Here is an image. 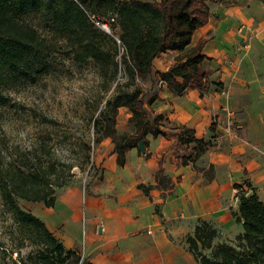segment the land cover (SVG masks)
Listing matches in <instances>:
<instances>
[{"label": "crops", "instance_id": "obj_1", "mask_svg": "<svg viewBox=\"0 0 264 264\" xmlns=\"http://www.w3.org/2000/svg\"><path fill=\"white\" fill-rule=\"evenodd\" d=\"M209 6L208 23L187 48L206 41L208 89L176 95L158 76V96L144 102V109L150 121L161 116L170 122L172 132L161 126L157 137L148 134L144 151L129 150L124 166L118 165L114 145L104 142L109 154L98 156L96 181L66 192L48 208L47 228L83 264H199L186 239L200 222L224 238L243 232L233 216L241 192L236 186H251L264 202V1L210 0ZM180 54L169 51L158 60ZM184 128L213 144L187 165L178 157L193 149L178 143ZM71 217L81 227H72Z\"/></svg>", "mask_w": 264, "mask_h": 264}, {"label": "rangeland", "instance_id": "obj_2", "mask_svg": "<svg viewBox=\"0 0 264 264\" xmlns=\"http://www.w3.org/2000/svg\"><path fill=\"white\" fill-rule=\"evenodd\" d=\"M73 4L86 13V18L76 20L78 29L75 33L61 23L64 14L75 23ZM8 12L18 22L32 26L42 42L40 47L24 52L12 63L0 58V151L3 166L10 162L21 165L24 156L44 166L54 164L59 182L67 181L55 194V200L63 199L66 192L83 191L96 181L102 166L98 163V156L107 157V143L114 145L111 138H101L98 142L102 133L96 132L95 122L101 121L102 126L109 121L102 115L106 103L119 86L129 81L124 63L125 49L119 41L117 28L113 35L97 22L116 23L117 15L108 13L102 20L99 15L86 12L77 0H9ZM81 40L99 47L105 57L100 60L86 58ZM190 51L186 49L179 56ZM177 57L171 55L167 61L159 62L161 55L158 56L153 63V75L145 80L137 79L129 89L140 86L143 102H153L158 96V70L166 69L170 63L173 66ZM128 112L126 108L118 109L115 129L120 135L131 136L135 132L127 117ZM159 124L167 132H172L170 122L161 120ZM16 205L44 223L51 214L43 203L17 199ZM69 224L74 228L81 227L75 217L69 219ZM30 235L28 228L21 227L17 221L0 189V261L1 250L8 248L14 251L12 259L19 264H40L41 247ZM221 245L232 247L236 252L243 251L238 236L224 238L219 235L213 240L212 249L202 251L214 260L213 253ZM6 260L9 262V257ZM68 264L75 262L71 260ZM78 264H83L82 258Z\"/></svg>", "mask_w": 264, "mask_h": 264}, {"label": "trees", "instance_id": "obj_3", "mask_svg": "<svg viewBox=\"0 0 264 264\" xmlns=\"http://www.w3.org/2000/svg\"><path fill=\"white\" fill-rule=\"evenodd\" d=\"M77 1L86 12L99 15L102 20L108 13L117 15L116 23L108 22L107 27L113 35L115 28L119 31V41L125 49L124 63L129 81L124 86H119L114 96L107 101L102 115L109 121L102 126L101 121H96L95 126L96 132L102 133L98 142L101 138H111L118 165L124 166L129 150L139 148L140 142L145 144L144 139L148 134L157 137L162 133L159 122L163 120L159 116L150 121L144 109L143 89L138 85L133 89L129 88L135 85L137 79L145 80L153 75L154 60L161 54L169 51L185 53L195 31L208 23L210 0ZM8 4L9 0H0V58L12 63L24 52L40 47L42 41L32 26L18 22L9 14ZM73 5L76 10L75 23L66 14L61 18V23L68 31L75 33L78 29L76 20L78 17L86 18V13L78 9L76 4ZM98 22L104 23L101 20ZM80 42L87 53L86 58L100 60L105 57L104 51L93 43L84 40ZM205 43L202 40L189 54L178 56L168 71L158 72L159 81L165 83L174 94H183L188 89H198L203 93L208 89L209 73L203 67L207 58L202 54ZM117 71L116 64L115 72ZM119 108H126L132 114L129 121L134 125L135 132L131 136L120 135L115 129ZM178 143L182 146L193 145L189 154L178 156L182 165L196 163L213 146L209 141L197 139L195 132L187 128L178 134ZM23 161L21 165L10 162L4 167L0 151V189L4 201L14 210L21 227H27L29 234H32L30 236L40 245V264H68L71 260L78 264L81 258L75 251L67 250L43 221L21 211L16 205V200L22 199L43 203L47 208H52L56 202L57 189L62 188L67 181L59 182L55 176L54 164L44 166L26 156ZM158 181L160 185L166 186L167 181L162 171L158 172ZM247 187L248 189H243L236 186L241 192L239 210L233 213L236 222L242 225L243 232L238 236V242L243 251L236 252L232 247L221 245L214 251V260H211L202 250L212 249L218 232L208 222H200L193 235L186 239L190 253L199 264H264V202L251 186ZM140 189L148 195V188L141 186ZM13 253L8 248L2 249L0 264H19L12 259Z\"/></svg>", "mask_w": 264, "mask_h": 264}, {"label": "built area", "instance_id": "obj_4", "mask_svg": "<svg viewBox=\"0 0 264 264\" xmlns=\"http://www.w3.org/2000/svg\"><path fill=\"white\" fill-rule=\"evenodd\" d=\"M97 25L101 26L103 29H105L106 31L110 32L106 24L97 22Z\"/></svg>", "mask_w": 264, "mask_h": 264}, {"label": "water", "instance_id": "obj_5", "mask_svg": "<svg viewBox=\"0 0 264 264\" xmlns=\"http://www.w3.org/2000/svg\"><path fill=\"white\" fill-rule=\"evenodd\" d=\"M139 147H140L141 150L144 151V144H143V142H140Z\"/></svg>", "mask_w": 264, "mask_h": 264}]
</instances>
